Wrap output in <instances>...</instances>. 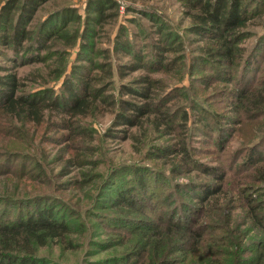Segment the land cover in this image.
Here are the masks:
<instances>
[{"label": "rangeland", "instance_id": "1", "mask_svg": "<svg viewBox=\"0 0 264 264\" xmlns=\"http://www.w3.org/2000/svg\"><path fill=\"white\" fill-rule=\"evenodd\" d=\"M12 1L0 0V12L3 7L11 8ZM115 1L117 10L108 6L106 13L117 17L108 16L102 25L93 26V49L100 55L85 61L80 54L81 38L72 48L64 41L52 40V50H34L26 57L0 49V67L6 70L0 71V76L17 74L25 93L52 89L65 97V88L81 87L86 78L96 77L92 88L101 89L108 101L136 103L140 99L127 94L126 86L141 87L142 78L148 77L158 81L152 85L154 94L163 97L173 90L165 97L164 107L179 116L187 110L186 128L174 131L171 122L167 127L170 116L165 121L159 115L157 120L151 116L142 126H116L117 107L106 102L92 105L84 119H73L74 134L80 136L75 143L61 137L67 132L52 125L58 122L54 112L46 115L45 124L36 131L30 128L36 124L29 123L25 135L23 124L0 122V147L4 149L0 151V225L26 221L31 215L53 209L57 219L71 226L69 236L77 247L62 246L60 239H55L37 251L40 259L48 264H117L125 257L117 254L125 250L121 242L127 241L129 231L148 228L145 234L149 238L165 226L184 225L182 215L202 207L200 188L221 185L216 196L220 201L205 204L199 217L193 213L189 223L201 233L212 228L218 244L196 245L192 240L183 253L180 247L172 251L168 263L182 264L191 249L197 256L216 250L233 263L244 255L250 262L264 264V230L252 222L244 204L245 198H250L264 219V162H260L264 142L248 158L255 142L264 139V104L259 111L253 108V91L264 90L263 50L254 57L241 84L242 65L237 66L238 62L221 67L198 63L205 39L190 31L186 0ZM89 4L90 0H49L38 8L26 28L36 33L51 14L71 9V16L81 21H71L68 32L83 33L88 17H96L94 7L88 12ZM263 30L264 12L250 20L246 29L250 37L239 44L243 56ZM60 51H66V71L55 81L58 59L54 55ZM109 65L113 74L106 80L105 66ZM131 66L138 70H130ZM78 68L85 74L78 75ZM153 119L158 125L162 123L159 130L154 128ZM70 146L75 151L70 153ZM72 156L74 165H69ZM204 167L218 170L208 176L201 172ZM144 240L138 238V246L152 239ZM241 243L244 251L238 249Z\"/></svg>", "mask_w": 264, "mask_h": 264}, {"label": "trees", "instance_id": "2", "mask_svg": "<svg viewBox=\"0 0 264 264\" xmlns=\"http://www.w3.org/2000/svg\"><path fill=\"white\" fill-rule=\"evenodd\" d=\"M47 1L49 0H13L11 2V8L6 6L1 9L0 46H2V48L0 49L9 50V52H12L15 56L21 54L26 57L34 50H52V45H50L52 40L55 42L64 41L66 47L72 48L77 45L78 39L81 38L83 44L80 54L85 58V61L90 56L100 55L93 49V26L99 23L102 25L105 18L108 16L117 17L118 14H114L113 12L109 14L106 13V11H108V6H110L112 10H117L118 4L116 1L90 0L88 12L92 13L94 7L95 12L93 13H95L96 17H88V22L84 23L83 31L86 30L83 33L78 34V31H76L74 34H69L68 24L71 23V21L74 23L81 21V18L78 16H71V9L51 14L36 33L30 32L26 28V23L33 18L38 8ZM186 1V7L188 9L186 14L191 19L190 31L195 35H202L205 39L204 46L201 47V57H197L198 63L203 62V65L212 66L215 64L221 67L234 66L236 62H238L237 66L240 67L242 65L240 77L241 84H244V76L246 77V71L250 69L252 62H254V57L261 53L262 50L264 52V30L245 56L241 54L242 47H240L239 44L250 37L246 29L252 18L264 12V0ZM34 45L36 48H34ZM65 52L66 51L56 52L54 55V57L58 59L56 62L57 69L55 70V78H52L55 81H58L59 78L65 74ZM239 54L240 56H238ZM19 58L21 60V57ZM20 60L18 59L17 61ZM136 66L138 67V65ZM136 66H131L129 69L136 71L138 70V68H135ZM105 67L108 69L104 72V79L110 80L113 74V66L109 65ZM120 68H123V66ZM0 71L6 70H2L0 67ZM76 73L82 76L85 74V71L82 68H78ZM216 74L218 76L221 75L220 72ZM142 80L143 84L141 87L132 88L126 86L127 94L140 99L139 102L136 103L123 99H111L108 101L106 96L102 97L103 94L101 89L92 88V83L98 81L96 77L86 78L81 87L76 86L72 89V85H70L65 88L67 93L65 97L61 94H56L52 89H44L43 91L34 93L22 92L21 87L23 88L24 86L21 84V80L17 74L5 72L4 75L0 76V122L9 123L11 126L17 123L23 124V133L25 135L26 129L30 127L29 123L36 124L30 127L36 131L45 124L46 115H49L50 112H54V117L56 115V120L58 122L54 121L52 125L56 126L57 129L67 132L61 137H69L67 141L75 143L78 140L77 137L80 136L74 134L75 123L73 119H84L85 116L90 113L87 109L92 107V105L94 106L95 103H108L117 107L115 118L116 126H127L130 128H134L138 124L142 126L145 121H149L151 116L155 115V120H157V116L159 115V117L165 121L166 119L168 121V116H170V120L167 122V127L171 122L170 129L174 131L177 129H185V125L189 120V112L187 110L183 111L181 116H179L176 112L171 114L169 108L166 109V106L164 107L167 103H165V97L173 90L165 96L160 97L159 94L153 93V86L158 83V81H153L148 77H143ZM74 89H78L79 94ZM259 89L260 88L253 91L256 93V103L253 105V108L258 111V108L264 104V90ZM245 95L248 96V92H245ZM173 115H177L178 117ZM65 118H67V120H65ZM155 120L153 119L154 125L156 124ZM174 120L176 122H172ZM159 126H162V123L160 125L156 124L154 128L159 130ZM262 139L255 142L253 149L250 150L248 158L250 155L256 154L257 149L255 147L264 142V139L260 141ZM70 148V153L75 151L73 147L70 146ZM167 149L169 150L170 147ZM0 151L4 152V149L0 147ZM184 152L189 154L187 149H185ZM72 159L73 156L69 159V165H74ZM260 162H264V159L260 160ZM217 170L218 169L215 167H204L201 172L211 176L210 174L214 175ZM0 173H2V171H0ZM221 174L226 176L225 172ZM206 186H204L206 189L201 186V188L199 187L202 191V194L199 196V203H201L202 207L196 210L190 209V211L195 213L198 217L200 209L205 207V204L212 205L220 201L219 197L216 196L218 193H221L220 189L223 188V186L219 185L217 189H213L214 187H212V185H210L211 187ZM21 201H25V199H21ZM244 201L246 211L252 214V222L264 230V224L262 223L264 219L260 214L256 213L255 205L252 204L253 202L250 198H245ZM221 211H224L223 207ZM193 213L188 215L184 213L182 215L180 219L184 222V225L177 224L181 229L175 224L173 225L177 228L171 225L168 227L165 226L164 230L160 232L154 231L149 238L148 234H145L148 228L142 230H138L137 228L129 231L125 237L127 241L121 242L126 245L125 250H127L117 254L118 256L123 255L125 257L124 259L117 260L115 263L169 264L168 259L171 252L180 247V252L183 253V250H185L184 247L189 246L192 240L196 245L208 243V245L212 247L216 246L218 240L216 237L212 236V232H210L212 228L208 227L206 232L202 233L200 231L197 232L195 227L191 229L189 223L193 218ZM193 226H196V224L193 223ZM70 230H72L71 226L63 220L57 219L53 209L40 211L38 214L29 216L26 221L21 220L19 222L2 224L0 225V264H48L46 259H40V257L37 256V251L49 245L55 241V239H60L59 243L62 246H64L63 243H67L68 247H77V242L72 240L69 236L72 233ZM191 231H193L192 234L188 233ZM194 236L197 240H194ZM138 238H144L145 240L146 238H151L152 240L147 243H141L138 246ZM244 248L243 243L238 246V249L241 251H244ZM117 255L116 257H118ZM123 256H121V258ZM203 256H197L189 249L182 264H261V262L253 263L248 261V259L244 258V255L237 258V253H235L234 257L237 259L233 263L232 259L229 257L221 258L216 250L210 251L209 254H203Z\"/></svg>", "mask_w": 264, "mask_h": 264}]
</instances>
